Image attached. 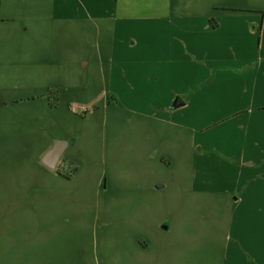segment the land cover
Returning <instances> with one entry per match:
<instances>
[{"label": "rangeland", "instance_id": "obj_1", "mask_svg": "<svg viewBox=\"0 0 264 264\" xmlns=\"http://www.w3.org/2000/svg\"><path fill=\"white\" fill-rule=\"evenodd\" d=\"M69 1L18 0L0 23V264H223L220 192L254 174L204 148L264 91H220L237 75L204 59L201 16L264 0ZM56 141L69 147L50 172Z\"/></svg>", "mask_w": 264, "mask_h": 264}, {"label": "crops", "instance_id": "obj_2", "mask_svg": "<svg viewBox=\"0 0 264 264\" xmlns=\"http://www.w3.org/2000/svg\"><path fill=\"white\" fill-rule=\"evenodd\" d=\"M6 2L7 0H0V23L9 21L4 16L5 7H20L18 0H10V4ZM50 7H60L61 10L64 7L65 10V7L72 5L69 0H50ZM170 8L174 12L181 9L186 13L196 10V7ZM203 9L206 14L201 17L205 21L206 33L208 36L213 35L212 40H215L205 42L204 59L216 62L222 65V70L226 67L229 72L233 71L237 75L236 78L221 76L218 84L220 91L226 92L228 88L237 86L242 89L252 86L253 91L256 89L264 91V8L215 5ZM191 19H180L185 21H172L170 24L176 28L175 30L193 27L195 23ZM216 41L219 42V46ZM231 61L236 63L233 64ZM169 73L173 76L175 71L170 70ZM228 81L235 83L231 84ZM187 82L189 87L195 88L196 84L193 81ZM186 105L180 98L176 99L170 109L166 107L165 113L171 111L174 114ZM223 123L234 126L236 132L230 137H223L226 142L222 147L207 146L204 151L216 153L228 160L230 165H236L240 173L249 172L254 176L245 179L242 186L237 187L235 191L220 192L228 197L231 206L223 236L222 262L264 264V102L229 114ZM204 194L213 196L218 193Z\"/></svg>", "mask_w": 264, "mask_h": 264}, {"label": "water", "instance_id": "obj_3", "mask_svg": "<svg viewBox=\"0 0 264 264\" xmlns=\"http://www.w3.org/2000/svg\"><path fill=\"white\" fill-rule=\"evenodd\" d=\"M68 147L69 143L56 141L53 147L43 156L40 165L47 171L54 172Z\"/></svg>", "mask_w": 264, "mask_h": 264}]
</instances>
